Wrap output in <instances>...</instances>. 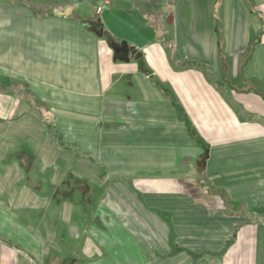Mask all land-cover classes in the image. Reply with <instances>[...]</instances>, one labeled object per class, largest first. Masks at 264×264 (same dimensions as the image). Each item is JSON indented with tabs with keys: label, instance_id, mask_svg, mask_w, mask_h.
Returning <instances> with one entry per match:
<instances>
[{
	"label": "crops",
	"instance_id": "0c3cea01",
	"mask_svg": "<svg viewBox=\"0 0 264 264\" xmlns=\"http://www.w3.org/2000/svg\"><path fill=\"white\" fill-rule=\"evenodd\" d=\"M168 1H0V264H264V0Z\"/></svg>",
	"mask_w": 264,
	"mask_h": 264
},
{
	"label": "rangeland",
	"instance_id": "374dc122",
	"mask_svg": "<svg viewBox=\"0 0 264 264\" xmlns=\"http://www.w3.org/2000/svg\"><path fill=\"white\" fill-rule=\"evenodd\" d=\"M11 3L23 4L25 6H29L31 10H34L36 13H53L55 11H61V9L67 6L74 7V14L81 18H93L94 6L93 3L96 1L97 3L101 2V5L104 6V2L111 1L112 5L126 6L127 8H136V14H131L135 19L137 16L144 17L154 15L157 16L163 6H167L168 10L170 9L168 5L171 3L168 0H0ZM96 3V4H97ZM108 5V4H107ZM106 6V5H105ZM98 14V13H96ZM106 42V41H105Z\"/></svg>",
	"mask_w": 264,
	"mask_h": 264
},
{
	"label": "water",
	"instance_id": "95a60500",
	"mask_svg": "<svg viewBox=\"0 0 264 264\" xmlns=\"http://www.w3.org/2000/svg\"><path fill=\"white\" fill-rule=\"evenodd\" d=\"M69 8L62 10L58 15L59 16H67L69 12ZM81 26L86 27L87 30L92 31L96 36L99 38H104L108 47L114 52V59L117 60H127L128 54L131 49L125 44H117L111 38V36L103 31V27L99 22H91V21H84L81 23Z\"/></svg>",
	"mask_w": 264,
	"mask_h": 264
},
{
	"label": "built area",
	"instance_id": "2783aa9c",
	"mask_svg": "<svg viewBox=\"0 0 264 264\" xmlns=\"http://www.w3.org/2000/svg\"><path fill=\"white\" fill-rule=\"evenodd\" d=\"M107 4L108 2H104V5H107ZM100 12H101V7H98L96 13H100Z\"/></svg>",
	"mask_w": 264,
	"mask_h": 264
}]
</instances>
